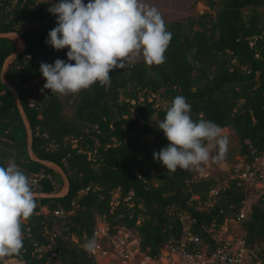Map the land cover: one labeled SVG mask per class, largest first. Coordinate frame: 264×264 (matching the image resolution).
Listing matches in <instances>:
<instances>
[{
    "label": "trees",
    "instance_id": "trees-1",
    "mask_svg": "<svg viewBox=\"0 0 264 264\" xmlns=\"http://www.w3.org/2000/svg\"><path fill=\"white\" fill-rule=\"evenodd\" d=\"M51 3L0 0V166L14 162L29 176L37 203L22 222L20 254L0 264H96L83 247L94 237L96 217L110 236L119 228L134 230L140 251L151 259L166 253L168 243H179L180 216L213 246L210 230L237 216L244 188L237 179L218 188L217 180L198 179L191 170L167 172L153 158L169 144L158 122L183 96L194 120L233 131L243 163L264 156V0H205L207 12L165 23L173 36L165 64H127L110 73V86L97 82L65 100L41 91V63L68 61L69 49L45 43L57 26ZM24 23L33 27L24 29ZM8 34L24 49L2 81L5 61L15 53ZM241 227L245 243L263 255L264 196Z\"/></svg>",
    "mask_w": 264,
    "mask_h": 264
},
{
    "label": "clouds",
    "instance_id": "clouds-1",
    "mask_svg": "<svg viewBox=\"0 0 264 264\" xmlns=\"http://www.w3.org/2000/svg\"><path fill=\"white\" fill-rule=\"evenodd\" d=\"M48 11L57 18V26L45 43L56 51L69 49V62L41 63L40 72L46 80L42 93L46 89L52 96H67L97 82L110 86V73L140 56L147 65L166 63L173 36L158 9L145 0H88L87 4L84 0H59L51 3ZM191 111L186 98L176 96L158 122L169 144L154 151L153 158L167 172L203 171L210 158L219 162L227 154L228 138L223 129L209 120H194ZM36 208L30 177L14 162L0 166V260L20 254L24 247L22 222ZM97 246L95 237L85 238L87 251H95Z\"/></svg>",
    "mask_w": 264,
    "mask_h": 264
},
{
    "label": "built area",
    "instance_id": "built-area-1",
    "mask_svg": "<svg viewBox=\"0 0 264 264\" xmlns=\"http://www.w3.org/2000/svg\"><path fill=\"white\" fill-rule=\"evenodd\" d=\"M231 178L240 182L246 197L257 191L264 194V156L255 159L251 164L244 163L236 167ZM217 191L218 189L211 191L210 195L215 196ZM251 205L252 203L245 199L237 216L229 221L241 227L249 216ZM54 215L59 217L63 212L56 211ZM180 221L182 228L179 243H168L166 253L160 254L157 259H151L140 251L138 235L134 230L119 228L115 235L110 236L107 226V230L102 231L99 239L98 233H93L98 246L95 251L88 253L96 264H264V254L262 255L256 246L250 247L245 243L244 233L227 240L221 228L217 231L211 229V246L191 233L190 221L185 216H180ZM224 231L227 232V229ZM101 238L106 241L105 246L102 245ZM51 256L54 257L55 254Z\"/></svg>",
    "mask_w": 264,
    "mask_h": 264
},
{
    "label": "rangeland",
    "instance_id": "rangeland-1",
    "mask_svg": "<svg viewBox=\"0 0 264 264\" xmlns=\"http://www.w3.org/2000/svg\"><path fill=\"white\" fill-rule=\"evenodd\" d=\"M145 2L149 4L150 6L158 9L165 23L181 21L189 16H195L197 14H202L208 11V8L204 5L205 0H145ZM246 12H247V9L244 11V13ZM32 27L33 26L31 25H28L25 23L23 24L24 29L32 28ZM8 38L11 39V41L14 43L15 53L14 55H12L9 59L5 61L4 69H6L7 65L15 58V56L18 53L22 52L23 50V46H22L23 43L15 34H9ZM142 59H143L142 56L134 58L130 64L138 63ZM65 62H69V61H65ZM60 97L62 98V100L66 99V96H60ZM157 105L162 107L163 104L157 101ZM65 112L71 115L72 110H68L67 107H65ZM223 135H225L228 138V151L224 159L217 162L216 160L210 158L209 162L206 165L202 166L203 171L191 170L195 173V176L198 179L207 178V177L214 178L219 183L218 187L225 186L227 179H231L233 170L236 167L244 165L242 161V157L240 155V144L238 142L237 137L234 135L233 131L229 128H225L223 129ZM151 140H152V137L147 138L148 142H150ZM215 155H216V152L213 151L212 156H215ZM54 170L60 173L59 170L57 169H54ZM201 174L206 177L200 176ZM63 191L61 193H63ZM261 196H264V194H262L261 191H257V192L248 194L246 199L247 201L253 204ZM116 198H117V194H113V199H116ZM106 226L107 224L103 223L102 219H99L98 217H96L94 232L98 233V236H97L98 239L102 235V231L107 230ZM225 229H227V232L224 231ZM220 230L223 236L226 237L227 240L231 238H237L240 235H243L242 227L234 223L232 224V222H230L229 220H227L224 223V225L221 227ZM101 243L104 246L106 245V241L103 238H101Z\"/></svg>",
    "mask_w": 264,
    "mask_h": 264
},
{
    "label": "water",
    "instance_id": "water-1",
    "mask_svg": "<svg viewBox=\"0 0 264 264\" xmlns=\"http://www.w3.org/2000/svg\"><path fill=\"white\" fill-rule=\"evenodd\" d=\"M9 35V34H8ZM8 35H5L6 37H8ZM23 43V42H22ZM23 46V49H24V43L22 44ZM4 73H5V69H4V66H3V69H2V72H1V80L4 81ZM12 93L15 95V92L12 90ZM18 107L20 108L19 104H18ZM28 127V126H27ZM30 139V137H29ZM29 154L31 155V152L29 150ZM32 156V155H31ZM46 165H48V163H46ZM49 166V165H48ZM51 167V166H50ZM66 186H67V182H66ZM67 191V187H66V190L65 192ZM58 196V195H57Z\"/></svg>",
    "mask_w": 264,
    "mask_h": 264
},
{
    "label": "crops",
    "instance_id": "crops-1",
    "mask_svg": "<svg viewBox=\"0 0 264 264\" xmlns=\"http://www.w3.org/2000/svg\"><path fill=\"white\" fill-rule=\"evenodd\" d=\"M48 165H49V166H51V168H54V169H57V170H59L57 167L53 166L52 164H48ZM59 171H60V170H59ZM66 187H67V186H66V182H65L64 191L62 190V191H63V193L59 194L60 196L66 193V192H65V190H66Z\"/></svg>",
    "mask_w": 264,
    "mask_h": 264
}]
</instances>
